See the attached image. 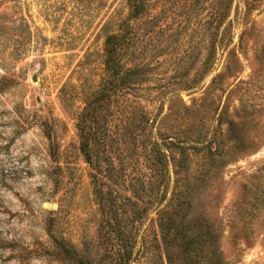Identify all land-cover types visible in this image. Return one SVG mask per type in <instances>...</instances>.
Masks as SVG:
<instances>
[{
  "label": "rangeland",
  "instance_id": "1",
  "mask_svg": "<svg viewBox=\"0 0 264 264\" xmlns=\"http://www.w3.org/2000/svg\"><path fill=\"white\" fill-rule=\"evenodd\" d=\"M149 3L145 80L99 111L106 159L127 179L148 177L142 138H133L140 114L148 140L163 147L199 135L197 145L216 153L205 173L207 148L189 150L192 211L213 223L224 263L264 264V0ZM125 13L124 0H0V264H75L56 253L48 231L99 259L76 123L104 74L105 35ZM209 48L208 73L192 84ZM146 226L159 243L155 222ZM161 261L159 244L132 264Z\"/></svg>",
  "mask_w": 264,
  "mask_h": 264
},
{
  "label": "trees",
  "instance_id": "2",
  "mask_svg": "<svg viewBox=\"0 0 264 264\" xmlns=\"http://www.w3.org/2000/svg\"><path fill=\"white\" fill-rule=\"evenodd\" d=\"M149 4V0H124L126 13L117 19L116 30L105 35L102 80L77 117L79 149L90 168L99 215L98 240L91 245L96 246L94 253L99 257L98 262L88 246L86 249L75 248L59 240L51 231L48 234L56 253L75 264H132L159 244L167 264H226L220 257L218 233L213 223L192 211L198 184L189 180L193 174L189 150L197 152L207 148L205 155L209 158V167L205 173L212 168L213 154L216 153L206 144L197 145L201 142L199 135L194 137V143L185 144V140H179L165 144L177 150V156H174L161 143L148 140L145 135L147 119L140 114L142 125L138 123L140 128L133 138H142L139 148L150 169L148 177L140 175L127 179L121 163L115 165L106 159V152L112 151L106 143L108 134L101 121L104 116L99 111L107 108L112 96H123L129 90L137 91L145 80L144 74L149 69L151 58L144 41L149 32ZM110 23L108 21L104 28ZM158 28L162 29L161 26ZM210 54L211 48L199 73L190 80L192 84L198 75L208 73L206 64ZM138 108L145 111L143 106L138 105ZM169 165L174 176L170 191ZM152 213L154 218L150 216ZM147 221L155 222L157 234L154 239L156 241L158 236L159 243L154 244L150 229L144 227Z\"/></svg>",
  "mask_w": 264,
  "mask_h": 264
},
{
  "label": "water",
  "instance_id": "3",
  "mask_svg": "<svg viewBox=\"0 0 264 264\" xmlns=\"http://www.w3.org/2000/svg\"><path fill=\"white\" fill-rule=\"evenodd\" d=\"M32 79H33V81H36V77H35V76H33V78H32Z\"/></svg>",
  "mask_w": 264,
  "mask_h": 264
}]
</instances>
